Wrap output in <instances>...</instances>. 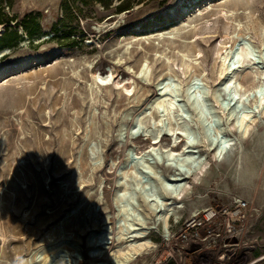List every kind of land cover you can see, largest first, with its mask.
I'll use <instances>...</instances> for the list:
<instances>
[{
  "label": "rangeland",
  "instance_id": "1",
  "mask_svg": "<svg viewBox=\"0 0 264 264\" xmlns=\"http://www.w3.org/2000/svg\"><path fill=\"white\" fill-rule=\"evenodd\" d=\"M123 2L130 8L119 7ZM0 8L11 37L14 31L18 35L0 57V264H91V253L126 252L133 227L154 225L156 214L166 210L151 209L131 191L137 182L153 188L155 172L166 168L159 157L142 160L136 153L149 143L143 125L119 130L120 112L132 104L116 86L121 66L136 70L145 57L150 65L148 84H133L137 104L153 90V78L162 68V57L155 53L171 57L181 84L185 77L178 51L197 56L200 63L192 71L206 72V89L216 81L219 40L238 33L253 51L238 65L235 78L249 88L256 66L264 65L258 52L264 0H0ZM4 29L0 24V36ZM116 57L121 66L110 68ZM92 76L98 88L88 85ZM259 96L249 92L240 109L253 113L249 133L237 144L238 163L233 151L217 161L212 151L201 149L207 169L186 179L189 192L180 201L178 218L172 214L168 220V240L159 222L148 235L154 248L137 256L135 264H264V112L255 102ZM188 112L193 118L194 111ZM233 123L220 122L227 127L222 139L238 136ZM160 138L158 146L168 145V135ZM93 143L103 166L90 157ZM147 161L153 162L152 169ZM232 197L255 208L227 252L234 255L221 258L218 249L192 252L177 239L180 224L193 212ZM127 203L136 208L131 218L120 208ZM98 260L113 264L108 256Z\"/></svg>",
  "mask_w": 264,
  "mask_h": 264
},
{
  "label": "bare ground",
  "instance_id": "2",
  "mask_svg": "<svg viewBox=\"0 0 264 264\" xmlns=\"http://www.w3.org/2000/svg\"><path fill=\"white\" fill-rule=\"evenodd\" d=\"M239 23L240 22H237V25H239ZM226 38H228V40H226ZM252 51L251 45L238 33L232 36L223 35L218 42V51L216 52L218 61L216 67V81L211 87H206V89L202 87V84H204L202 81H204L206 77V72L201 68L197 71L196 69L192 71L194 66L197 67L200 63L197 60V56L192 57V55L190 56L185 51H178L181 57V62L179 64L181 66V73L185 77L183 84H181L178 80V75L174 71L176 63H174L171 57L165 52L160 54L155 53L156 56L162 57V68L156 74L155 78H153V90L150 91V93H147V91L145 92L148 96H145L144 101L142 100L143 102L140 104H137L138 100L136 98L138 95L137 91H134L133 84L136 80L142 85L148 84L151 76V68L147 60H145L147 58L145 57V59L137 65L136 70L131 68L128 64L119 65L120 60L117 57L116 60L111 63L110 68L117 67V65L121 66L119 74L121 78L116 83V86L123 88L128 102L132 103L120 112V120L118 123L119 130L121 131L125 128L131 129L136 125H143V135H147L149 143L136 153H138L140 156L139 158L142 160L144 158L148 160L153 158V156L154 158L155 156L162 158L159 163L166 168V171L155 172L157 183L153 188L145 187L143 184L137 182L131 194H138L142 203L150 204L151 209L155 211L159 207H166V210L164 209L163 212L156 214L157 218L154 225L133 227L134 233L129 238L131 243L126 252L109 253L108 251V253H91L90 257L94 259L91 264H107L106 261L98 260L103 256H108L113 264H135L137 256L145 254L143 253L144 251L154 248L153 243L148 239V235L152 229H155L159 222H161V225L164 227L165 234L163 237L165 240H168V220L172 214H174L175 218H178V212L183 208L180 201L184 194L189 192L186 179L191 176L200 177L207 169L205 157L199 154L201 149L212 151L217 161L226 156L227 150L233 151L232 158L238 163L240 157L235 156L237 153V144L240 143V138L247 136L251 127V123H249L248 120L251 119L253 110H240L249 92L256 91L260 94L258 100L255 102L260 104V112H264V65L256 66V70L252 75L253 84L249 88H242L240 82L235 78L236 72L239 71L237 69L238 65H242L244 59L252 55ZM5 52H8L7 48L0 49L1 54ZM258 52L260 58H262L264 62V29H261L260 32ZM103 68L104 67L100 68L101 75H105L106 73L105 70H102ZM127 80H130L131 83L125 86ZM90 82L91 83L88 84L90 88L93 86L96 88L99 87L93 76ZM220 94L224 96V100L223 98L220 99ZM180 97H182V99H179ZM95 99L97 98L95 97ZM90 100L91 99H89V101ZM180 100H182V102H179ZM188 108L194 111L193 118L190 117ZM153 112H157L158 115H153ZM170 116L172 118L175 117L176 122L173 120L175 123L172 122ZM140 117H144V119L139 120ZM145 118L149 124L145 122ZM132 119L136 121L134 123L130 122ZM230 119H235L233 125L237 129L238 136L236 138L224 136L222 139L221 135H225L227 127L226 125L221 126L220 122L224 120L225 123H228ZM254 120L255 119H252V121ZM177 129H181L182 132H178L179 130ZM163 134L169 136V143L164 147L157 145ZM199 146L202 148H198ZM89 154L91 159L96 162V166L104 165L103 157L100 154L97 144H91ZM123 161L126 160L124 159ZM147 163L152 169L153 162L147 161ZM115 164H117V161L113 160L112 165L115 166ZM143 164L145 163L143 162ZM149 201H152V203ZM120 208L127 218L136 215V208L133 203H127L120 206ZM101 232L99 235L100 238ZM24 261H26V259L22 262ZM62 264L71 263L69 261H63Z\"/></svg>",
  "mask_w": 264,
  "mask_h": 264
},
{
  "label": "built area",
  "instance_id": "3",
  "mask_svg": "<svg viewBox=\"0 0 264 264\" xmlns=\"http://www.w3.org/2000/svg\"><path fill=\"white\" fill-rule=\"evenodd\" d=\"M255 213L254 205L242 198L232 197L227 203L209 204L193 212L180 224L177 239L192 252L221 250V258L236 245L243 227Z\"/></svg>",
  "mask_w": 264,
  "mask_h": 264
},
{
  "label": "trees",
  "instance_id": "4",
  "mask_svg": "<svg viewBox=\"0 0 264 264\" xmlns=\"http://www.w3.org/2000/svg\"><path fill=\"white\" fill-rule=\"evenodd\" d=\"M127 2L120 3L119 7L122 6V9H128V8H130V5H128ZM0 24H4L5 25L4 32L0 36V49H3L5 47L10 46L13 43H15V40L18 38V35H17L16 31H14L12 33V37H11V33L8 32L9 25L7 24V22L5 23V21H3L1 19V16H0ZM21 26L24 27L25 30H27L26 25L21 24Z\"/></svg>",
  "mask_w": 264,
  "mask_h": 264
},
{
  "label": "water",
  "instance_id": "5",
  "mask_svg": "<svg viewBox=\"0 0 264 264\" xmlns=\"http://www.w3.org/2000/svg\"><path fill=\"white\" fill-rule=\"evenodd\" d=\"M7 50L9 51L8 48H7ZM5 53H6V52H5ZM5 53H2V54L0 53V57L3 56V55H5ZM198 99H199V98H198ZM150 141H151V142H154L153 140H150ZM158 159H159V160H162V158H158Z\"/></svg>",
  "mask_w": 264,
  "mask_h": 264
}]
</instances>
